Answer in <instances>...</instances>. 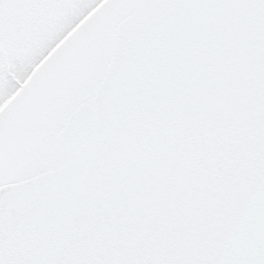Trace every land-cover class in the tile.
Listing matches in <instances>:
<instances>
[{
	"label": "snow or ice",
	"instance_id": "obj_1",
	"mask_svg": "<svg viewBox=\"0 0 264 264\" xmlns=\"http://www.w3.org/2000/svg\"><path fill=\"white\" fill-rule=\"evenodd\" d=\"M0 264H264V0H0Z\"/></svg>",
	"mask_w": 264,
	"mask_h": 264
}]
</instances>
